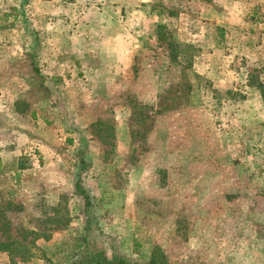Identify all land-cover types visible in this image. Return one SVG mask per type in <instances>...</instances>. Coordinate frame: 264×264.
<instances>
[{
  "label": "rangeland",
  "instance_id": "1",
  "mask_svg": "<svg viewBox=\"0 0 264 264\" xmlns=\"http://www.w3.org/2000/svg\"><path fill=\"white\" fill-rule=\"evenodd\" d=\"M258 85L264 0H0V264H264Z\"/></svg>",
  "mask_w": 264,
  "mask_h": 264
},
{
  "label": "trees",
  "instance_id": "2",
  "mask_svg": "<svg viewBox=\"0 0 264 264\" xmlns=\"http://www.w3.org/2000/svg\"><path fill=\"white\" fill-rule=\"evenodd\" d=\"M174 60V58H173ZM259 92L264 101V89L258 85ZM77 173L73 180V196L77 197L83 205L81 214L88 212L89 208L93 206V198L90 196L88 190L83 186L82 182L85 178L86 171L88 169V163L85 160V152L79 150L77 152ZM2 216V213H0ZM85 229L88 226L85 224ZM84 229V230H85ZM88 230H85V236L78 238L75 243L78 253L71 260V264H166L165 257L153 251L147 261H132L128 256L122 253H113L108 255L105 250L100 249L96 244L90 242L88 237ZM87 232V233H86ZM41 237L37 235L36 238ZM30 246L25 245L19 240H0V253H6L9 259L14 261L18 259L26 262L33 258L30 253Z\"/></svg>",
  "mask_w": 264,
  "mask_h": 264
},
{
  "label": "crops",
  "instance_id": "3",
  "mask_svg": "<svg viewBox=\"0 0 264 264\" xmlns=\"http://www.w3.org/2000/svg\"><path fill=\"white\" fill-rule=\"evenodd\" d=\"M121 57L123 58V52H122V54H121ZM121 65H122V69H121V72H123L124 71V68L126 69V67H125V65H124V63H121ZM127 66H128V64H127ZM118 140V139H117ZM120 141V140H119ZM129 141V138H126V139H123V140H121V142H118V144L119 145H121V144H124V143H127ZM8 175H16V173H11V174H8ZM4 176V172H3V170L0 168V177H3ZM5 176H6V174H5ZM57 192V195L58 196H60L63 192H61L62 190L61 189H57L56 190ZM49 193V192H48ZM48 198H49V196H47ZM53 206V205H52ZM9 212V211H8ZM44 238H46V237H44V236H41V237H39V238H37L36 239V241H38V240H43ZM35 241V242H36ZM36 245V244H35ZM1 255H3V256H6V258H9L8 257V255L6 254V253H0ZM24 263V262H23Z\"/></svg>",
  "mask_w": 264,
  "mask_h": 264
}]
</instances>
